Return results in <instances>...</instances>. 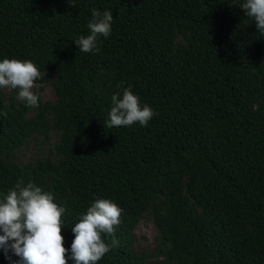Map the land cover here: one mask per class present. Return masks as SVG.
Masks as SVG:
<instances>
[{
  "label": "trees",
  "instance_id": "obj_1",
  "mask_svg": "<svg viewBox=\"0 0 264 264\" xmlns=\"http://www.w3.org/2000/svg\"><path fill=\"white\" fill-rule=\"evenodd\" d=\"M245 2L0 0V60L52 69L56 96L33 119L22 100L0 104V200L20 178L51 193L68 249L91 204L115 202L119 245L97 264H145L132 228L147 211L155 264H264V36ZM93 9L112 11V30L85 53L74 39L90 34ZM175 28L190 33L179 54ZM129 85L154 115L108 128L111 97ZM35 127L60 131L57 163L14 161ZM18 259L0 248V263Z\"/></svg>",
  "mask_w": 264,
  "mask_h": 264
},
{
  "label": "clouds",
  "instance_id": "obj_2",
  "mask_svg": "<svg viewBox=\"0 0 264 264\" xmlns=\"http://www.w3.org/2000/svg\"><path fill=\"white\" fill-rule=\"evenodd\" d=\"M239 7L254 19L258 32L264 36V0H246ZM112 22V11L93 9L88 22L90 34L74 39L78 48L85 53L96 49L99 38L109 36ZM39 76L40 71L31 60H0V87L18 89L19 98L29 107L38 106L39 97L32 89ZM153 115L149 105L141 107L139 97L129 85L123 88L122 96L119 92L112 95L106 126H131L135 122L147 126ZM53 201L51 193L32 182L25 185L23 178L0 200V248L5 253L11 250L19 258L14 264H69V260L72 264H97L111 248L119 245L114 226L120 223L122 209L115 202L97 199L92 203L72 227L74 240L68 249L61 234L65 208ZM102 234L113 237L111 243Z\"/></svg>",
  "mask_w": 264,
  "mask_h": 264
},
{
  "label": "rangeland",
  "instance_id": "obj_3",
  "mask_svg": "<svg viewBox=\"0 0 264 264\" xmlns=\"http://www.w3.org/2000/svg\"><path fill=\"white\" fill-rule=\"evenodd\" d=\"M169 36L172 37L171 45L173 46V53L179 54L187 47L190 33L188 31H181L175 28ZM40 76L34 81L32 91L38 95L41 105L54 103L56 96L54 93V71L43 66L40 70ZM13 97L15 102L19 104L20 98L18 96V89H11L2 87L0 90V104L7 103ZM39 111V107L29 109L26 114V119H33ZM47 118L53 122V115L48 112ZM35 124H32L33 127ZM218 128L222 124L217 125ZM60 131L55 128H50L46 132L40 131L39 127L31 130L23 144L16 149L13 156L14 161L19 165L30 164L37 165L41 160H49L57 163L58 155L56 152V144L58 143ZM135 236L133 248L137 255L143 258L145 264H155L163 259L160 253L159 233L155 226L153 216L148 211L145 215L140 217L136 225L132 228ZM162 247V246H161ZM2 264V263H0Z\"/></svg>",
  "mask_w": 264,
  "mask_h": 264
}]
</instances>
